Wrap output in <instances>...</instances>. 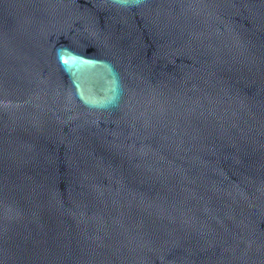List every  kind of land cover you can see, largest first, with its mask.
Segmentation results:
<instances>
[{
  "label": "water",
  "instance_id": "obj_1",
  "mask_svg": "<svg viewBox=\"0 0 264 264\" xmlns=\"http://www.w3.org/2000/svg\"><path fill=\"white\" fill-rule=\"evenodd\" d=\"M0 264H264V0H0Z\"/></svg>",
  "mask_w": 264,
  "mask_h": 264
}]
</instances>
